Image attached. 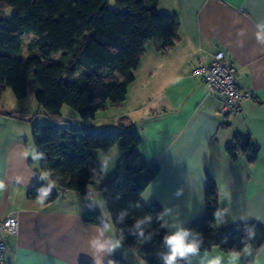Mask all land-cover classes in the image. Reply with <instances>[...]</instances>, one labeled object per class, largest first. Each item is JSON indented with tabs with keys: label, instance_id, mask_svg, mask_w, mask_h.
<instances>
[{
	"label": "crops",
	"instance_id": "1",
	"mask_svg": "<svg viewBox=\"0 0 264 264\" xmlns=\"http://www.w3.org/2000/svg\"><path fill=\"white\" fill-rule=\"evenodd\" d=\"M156 7L177 16L176 41L166 50L147 42L125 99L100 110L113 112L109 118L117 123L111 128L124 125L139 131V154L147 164L159 167L140 200L160 204L170 236L177 230L173 224L183 229L204 212L210 177L218 195V227L240 221L264 226V43L256 37L257 24L264 22V0H157ZM217 51L236 67L237 86L253 92L237 113L221 115V97L209 92L200 76L191 75L199 63L209 64ZM25 114L0 105V222L12 213L17 218V233L2 235L6 261L94 264L95 257L99 264H110V256L117 252L132 256V249L126 250L111 223L106 228L83 223L82 214L88 207L100 208L110 222L102 198L72 192L43 206L27 198L35 172L26 166L25 153L24 159L20 156L23 142L18 124ZM237 133L248 134L258 145L254 162L244 154L232 159L226 153ZM115 149L96 152L106 173L123 156ZM93 241L103 245V250L97 251ZM116 241L119 246L108 251ZM217 256L221 264H264V247L253 252L247 246L240 253L214 247L191 255L187 264H210Z\"/></svg>",
	"mask_w": 264,
	"mask_h": 264
},
{
	"label": "trees",
	"instance_id": "2",
	"mask_svg": "<svg viewBox=\"0 0 264 264\" xmlns=\"http://www.w3.org/2000/svg\"><path fill=\"white\" fill-rule=\"evenodd\" d=\"M156 1L115 0L116 6L109 9L107 0H0V10L6 4L14 9L10 18H0V95L8 87L22 99L31 89L48 114L59 113L67 104L84 122L92 120L107 103L119 104L145 44L152 41L166 50L177 39V16L160 12ZM24 33L33 35L37 55L17 57ZM32 139L36 153L43 158L36 161L38 170L27 198L36 201L39 189L47 187L40 179L41 171H50V180L56 181L44 204L66 192L85 194L101 171L96 152H107L118 144L123 156L99 184L110 222L95 207L84 210L82 221L101 228L111 223L123 243L146 264H166L170 246L161 206L154 200L147 204L140 200L159 167L147 164L139 154V131L124 125L95 131L50 123L34 127ZM226 153L232 159L244 154L252 163L258 145L248 134L237 133ZM217 211L216 186L208 177L204 212L183 226L189 232L186 242H197L198 252L216 247L240 253L247 246L256 252L264 247V226L240 221L220 228ZM138 221L144 222L137 227ZM190 257H178L176 264H187ZM109 261L126 263L118 254H112Z\"/></svg>",
	"mask_w": 264,
	"mask_h": 264
},
{
	"label": "rangeland",
	"instance_id": "3",
	"mask_svg": "<svg viewBox=\"0 0 264 264\" xmlns=\"http://www.w3.org/2000/svg\"><path fill=\"white\" fill-rule=\"evenodd\" d=\"M115 6H116L115 0H107V7L109 9H112ZM13 13H14L13 7L6 4L0 10V18H2V19L10 18L13 15ZM33 42H34L33 35L30 33H24V35H22V47H21L20 52H18V54H16L17 57H23L24 58V57H27L29 55H31V56L37 55L36 54L37 51L33 45ZM31 46H32V48H31ZM57 57L58 56H55L54 60L57 59ZM109 104L110 103H107V106H110ZM0 105H2L6 109H11V110L14 109L16 111H25L26 112L25 116H27V117L25 118L24 121H22L21 123L18 124V125L22 126L21 129H19V133L21 134V137H22L21 140L23 142L22 149L20 151L21 152L20 156H22V158L24 159L23 154L25 153L24 154V156H25L24 162H25L26 166L29 167L30 169H32L34 172H36L38 170V166H37L36 161H33L31 158V155H29L33 151V149H35L33 139H32V130L34 127L44 125V124H50V123H56V124H59L61 126L84 127V128H87L90 130H95V131H98L99 129H101V127H103L104 129H115L117 127V126H115V128H111V125H115L113 123L114 122L117 123V120L116 119L113 120L112 118L111 119L109 118V117H111L110 114H113V112H109V111L108 112H101V111L96 112L95 118H93L92 121H90V123L84 122L82 120V118L80 117V115L72 107H70L67 104H63L61 106L59 113L48 114L45 111V109L37 103L35 96H34V92L31 89L28 91V94L26 97H24L22 99H18L13 95L10 88H8V87L4 88L1 95H0ZM108 108H110V107H108ZM103 116H105V117L107 116V118L103 119L104 118ZM117 129H119V128L117 127ZM117 129H115V130H117ZM25 139H26V142H25ZM115 146L118 149H120L118 144ZM118 149H115V150H118ZM22 152H24V153H22ZM99 154H102V153H99ZM96 160L98 161L97 158H96ZM105 166H106L105 164L101 165V171H100L99 175L96 178H94L92 180V182L88 185V187L86 189V193L84 195L88 194L90 198H93L95 200H96V197H100V199L102 198L101 192L99 191V184H100L101 180H103L106 177V175L109 173V172L106 173V169L104 170ZM99 179H101V180H99ZM45 183L48 186V181L45 180ZM52 189H54V188H52ZM70 193H72V192H68V193L64 194V196L67 197V195ZM59 197H61V196H59ZM99 205H100V203H99ZM102 206H99V207H102ZM104 208H106L105 205H104ZM120 240H122V239H120ZM124 246H125L126 250H131V249H129L128 246H126V245H124ZM131 252H132V256L130 254L128 257L122 256L124 259H126L127 264H146L135 251L131 250ZM117 254H121V253L117 252Z\"/></svg>",
	"mask_w": 264,
	"mask_h": 264
},
{
	"label": "built area",
	"instance_id": "4",
	"mask_svg": "<svg viewBox=\"0 0 264 264\" xmlns=\"http://www.w3.org/2000/svg\"><path fill=\"white\" fill-rule=\"evenodd\" d=\"M236 67L224 61V53L217 51L209 64L199 63L191 71L192 76H200L209 92L221 97L220 114L237 113L241 104L253 97V92L240 89L236 84ZM4 233H17V218L10 214L0 222V264H9L5 259Z\"/></svg>",
	"mask_w": 264,
	"mask_h": 264
},
{
	"label": "clouds",
	"instance_id": "5",
	"mask_svg": "<svg viewBox=\"0 0 264 264\" xmlns=\"http://www.w3.org/2000/svg\"><path fill=\"white\" fill-rule=\"evenodd\" d=\"M257 28L259 31L256 33L257 40L264 43V22H261L257 24ZM243 35V32L240 33ZM241 46H243V41L239 42ZM31 155V158L33 161H39L43 158L42 153H36L35 149L29 154ZM113 159V157H112ZM52 173L50 171H41L40 179L48 181V186L46 188L39 189V195L36 196V203L38 205L43 206L45 201L48 199L52 188L56 187V181L50 180V176ZM219 210L215 213L217 217H219ZM150 219V217L145 218ZM144 221H138L137 227L140 223H143ZM172 227H175L177 230L174 234L167 236L166 243L170 246V253L165 257L166 264H176L177 258H187L190 255H196L199 250V244L195 241L192 242H186V238L189 235V232L186 230H183L179 227L178 224H173ZM92 246L97 249V251L103 250V245H97L95 241L92 242ZM119 246V241H116L114 244H112L111 248L108 249V251H111L113 248H116ZM94 259V264H99L98 260ZM233 260L238 259L237 256H233ZM210 264H221V258L219 256L215 257Z\"/></svg>",
	"mask_w": 264,
	"mask_h": 264
}]
</instances>
